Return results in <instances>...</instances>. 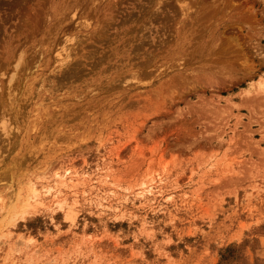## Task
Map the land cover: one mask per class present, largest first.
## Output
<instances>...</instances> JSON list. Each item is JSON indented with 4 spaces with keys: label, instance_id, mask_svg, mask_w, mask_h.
<instances>
[{
    "label": "rangeland",
    "instance_id": "1",
    "mask_svg": "<svg viewBox=\"0 0 264 264\" xmlns=\"http://www.w3.org/2000/svg\"><path fill=\"white\" fill-rule=\"evenodd\" d=\"M0 264H264V0H0Z\"/></svg>",
    "mask_w": 264,
    "mask_h": 264
},
{
    "label": "bare ground",
    "instance_id": "2",
    "mask_svg": "<svg viewBox=\"0 0 264 264\" xmlns=\"http://www.w3.org/2000/svg\"><path fill=\"white\" fill-rule=\"evenodd\" d=\"M37 183V182H36ZM50 188V187H49ZM49 191V190H48ZM19 192V191H18ZM30 192V191H29ZM36 193V192H35ZM12 194V193H11ZM19 197H20V195H19ZM34 197H35V195H34ZM16 198V197H15ZM22 198V197H21ZM30 198V197H29ZM29 200V199H28ZM17 201V200H16ZM22 202V201H21ZM20 202V203H21ZM13 204V203H12ZM15 207V206H14Z\"/></svg>",
    "mask_w": 264,
    "mask_h": 264
}]
</instances>
